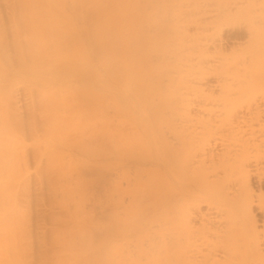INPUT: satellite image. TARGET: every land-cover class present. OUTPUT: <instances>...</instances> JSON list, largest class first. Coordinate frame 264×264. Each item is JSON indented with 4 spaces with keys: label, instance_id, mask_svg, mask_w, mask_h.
I'll use <instances>...</instances> for the list:
<instances>
[{
    "label": "bare ground",
    "instance_id": "1",
    "mask_svg": "<svg viewBox=\"0 0 264 264\" xmlns=\"http://www.w3.org/2000/svg\"><path fill=\"white\" fill-rule=\"evenodd\" d=\"M262 14L0 0V264H264Z\"/></svg>",
    "mask_w": 264,
    "mask_h": 264
},
{
    "label": "rangeland",
    "instance_id": "2",
    "mask_svg": "<svg viewBox=\"0 0 264 264\" xmlns=\"http://www.w3.org/2000/svg\"><path fill=\"white\" fill-rule=\"evenodd\" d=\"M244 1H245V0H244ZM262 15H263V14H262ZM262 15H261V17L264 18V15H263V16H262ZM236 30H237V29H236ZM242 30H243V29H242ZM233 31H235V30H233ZM233 31H232V30H229L228 32H230V33H234ZM243 31H244V30H243ZM243 37H244V35L242 36V39L238 40L239 43H240V42H242V43H243V42H244V43L246 42V40H245Z\"/></svg>",
    "mask_w": 264,
    "mask_h": 264
}]
</instances>
